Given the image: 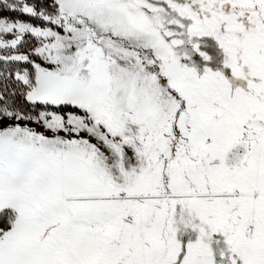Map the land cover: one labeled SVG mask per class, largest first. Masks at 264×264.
Wrapping results in <instances>:
<instances>
[{"label": "snow or ice", "instance_id": "1", "mask_svg": "<svg viewBox=\"0 0 264 264\" xmlns=\"http://www.w3.org/2000/svg\"><path fill=\"white\" fill-rule=\"evenodd\" d=\"M0 264H264V0H0Z\"/></svg>", "mask_w": 264, "mask_h": 264}]
</instances>
